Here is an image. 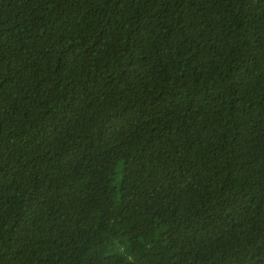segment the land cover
Listing matches in <instances>:
<instances>
[{"label":"trees","instance_id":"16d2710c","mask_svg":"<svg viewBox=\"0 0 264 264\" xmlns=\"http://www.w3.org/2000/svg\"><path fill=\"white\" fill-rule=\"evenodd\" d=\"M0 264H264V0H0Z\"/></svg>","mask_w":264,"mask_h":264}]
</instances>
